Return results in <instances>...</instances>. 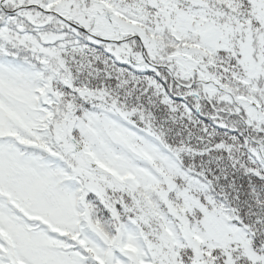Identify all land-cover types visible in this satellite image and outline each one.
<instances>
[{"label":"snow or ice","instance_id":"1","mask_svg":"<svg viewBox=\"0 0 264 264\" xmlns=\"http://www.w3.org/2000/svg\"><path fill=\"white\" fill-rule=\"evenodd\" d=\"M0 264H264V0H0Z\"/></svg>","mask_w":264,"mask_h":264}]
</instances>
